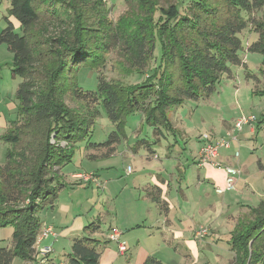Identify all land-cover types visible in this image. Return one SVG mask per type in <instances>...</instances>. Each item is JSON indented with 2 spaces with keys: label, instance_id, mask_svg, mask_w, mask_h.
<instances>
[{
  "label": "trees",
  "instance_id": "obj_1",
  "mask_svg": "<svg viewBox=\"0 0 264 264\" xmlns=\"http://www.w3.org/2000/svg\"><path fill=\"white\" fill-rule=\"evenodd\" d=\"M138 1L139 14L133 23L126 16L115 26L109 19L100 18L101 27H97L89 24L88 17L82 15L85 19H80L76 15L77 23L70 31L67 11L76 14L70 1L10 0L0 44H7L12 52L13 76L22 80L16 93L18 117L4 135L13 146L0 165V178L4 180L0 188V225L14 226L13 245L0 248V264H12L15 256L27 261L36 257L37 237L42 230L37 216L40 202L48 198L54 201L58 189L65 186L57 176L48 177V170L53 164L72 162L77 146L89 137L90 127L103 113L115 130L105 142L87 140L85 150L104 149L103 157H110L127 137L128 115L140 111L159 138L165 129L173 130L170 109L185 100L209 98L220 80L231 75V64L245 66L244 52L261 53L264 64V18L249 20L244 15L250 18L263 10L264 0H226V9L217 0H191L187 6L183 0L167 7L159 5L158 0ZM12 19L19 23L22 33L17 32ZM47 21L53 24V30L42 28ZM83 22L89 24L88 28ZM247 28L258 35L257 40L248 43ZM88 30L93 33L88 34ZM114 39L125 45L132 66L140 72L152 58L158 60L157 66L147 79L129 85V89L98 74L96 88L82 91L79 68L88 65L92 69L100 64L108 42ZM70 93L84 102L86 112L67 104ZM254 94L264 95V88ZM262 124L264 115L258 118L256 131ZM24 138L28 139L26 147L13 150ZM62 140L68 147L57 144ZM143 143L150 148L147 141ZM94 154L90 153L89 159H98ZM258 166L264 170V157L258 159ZM23 194L29 201L17 206ZM154 199L160 202L159 197ZM249 213L251 217L244 219V215L233 233V264H264V200L250 207ZM87 229L94 234L101 226L98 221L91 222L85 232ZM101 251L96 238H74L70 264H100ZM146 264L163 263L150 259Z\"/></svg>",
  "mask_w": 264,
  "mask_h": 264
},
{
  "label": "rangeland",
  "instance_id": "obj_2",
  "mask_svg": "<svg viewBox=\"0 0 264 264\" xmlns=\"http://www.w3.org/2000/svg\"><path fill=\"white\" fill-rule=\"evenodd\" d=\"M70 1L71 7L75 10L76 14H72L71 9H68L67 14L70 15V22L68 27L71 29L75 26L76 18L78 15L80 19L84 18L82 15L88 17L89 24L93 26H100V18H107L113 25H117L119 19L122 16L129 18L132 23L134 18L139 14V1L138 0H68ZM183 0H158L159 5L167 7L171 3L182 2ZM191 0H184L185 5H189ZM220 3L221 8H228L226 0H217ZM10 0H0V32L7 25L5 21V16L9 13ZM158 14V12H157ZM249 20L251 19H263L264 9L259 12L252 13L249 18L247 14H244ZM85 19V18H84ZM16 26L17 32L22 33L19 23L12 19ZM89 24L83 22V26L88 28ZM53 24L50 21L45 22L42 28L46 30L51 29ZM64 27V26H63ZM62 27V30L64 29ZM247 28L245 34L247 35L248 43L252 40H257L258 35ZM57 31L55 27L54 32ZM91 30H88V34H92ZM250 35V36H249ZM249 36V37H248ZM109 46L106 52L103 54V58L100 64L94 65L95 67L89 68V66H81L77 72V77L80 85L82 86V91L90 88H96L97 86V75L101 74L109 81L119 82L122 88L129 89V85L141 83L152 73L153 69L157 66L158 60L152 58L147 67L140 72L131 64V58L126 50L124 44L119 43L117 40L108 42ZM249 47V44H248ZM160 51V48L156 50ZM156 52V54H157ZM2 59L0 61V81L1 86H3L6 93V97L12 100L17 99V85L18 82L22 80L20 77H14L12 73L13 69V55L12 52L8 50L7 44H2ZM242 59L245 62V66L230 65L231 75L224 76L217 85V90L209 97L202 96L197 100H185V102L178 106L170 109V117L175 121V123L183 124L182 130L180 129L176 135V141L174 136H161L162 142L167 144H174L176 147L178 157L181 162L185 164L182 167L183 170L187 172V178L189 185H195L198 175V168L194 165L193 160L197 154L198 145L200 140L203 139L205 135L210 137H217L221 139L227 138L230 140V146L228 148L222 147L220 150L221 157L219 161L226 164L223 159L227 160V157L233 158L232 163L236 165L244 164L247 160L253 161L256 165L259 158L264 157V124L261 125V130L255 133L250 132V125L244 126L242 130L234 129L235 122L241 118L243 115L255 114L258 118H262L264 115V95L254 94V91H259L264 88V64L263 55L259 52H244ZM91 67V66H90ZM67 104L75 110L86 112L84 102L75 99L72 94L66 97ZM17 119V118H16ZM173 121V120H172ZM258 124H254L253 128ZM178 129V128H177ZM256 129V128H255ZM115 130V126L110 122L105 113L102 114L100 118L97 119L96 124L90 127L89 137L84 141L79 143L76 150V156L73 158L72 162H68L67 165H51L48 170V177L57 176L60 181L65 183L64 187L58 189L60 191L65 190L62 193V198H59V194L54 201L42 200L37 211V216L40 221L51 222L58 226V231L62 229V224L69 223L77 215L83 216L86 220V225L91 222H100L102 229L106 231L107 226H104V217L100 215L99 206L101 202L89 201L88 198L94 195V191H98L101 195L104 192V184L99 180L97 182L86 180L85 178H74L75 175L80 173L89 174L90 170L97 169V162L95 160L89 159L90 153H95L94 155L98 158H102L105 153L104 149H91L85 150L87 140L91 142H105L112 131ZM126 134L125 139L131 140L135 147L141 148V153L138 155L128 156V158L121 159L120 155L114 154V156L109 157L113 163V166L109 167L108 170H103V182L104 178L107 176L115 177L116 174L123 172L127 166L134 168V174L142 170V161L145 154L146 145L143 143L144 139L151 141L156 138L154 133V126H150L144 119V115L139 111L128 115L126 118ZM166 130V129H165ZM137 131V132H136ZM232 131V137L228 135V132ZM138 135H136V133ZM168 132V130H166ZM182 133V134H181ZM174 137V138H173ZM252 140L254 148L251 149L246 142V139ZM135 139L139 141L136 142ZM28 139L24 138L19 145L13 147V150L18 151L20 147H26V141ZM166 141V142H165ZM51 142L56 144L55 138L51 139ZM153 143V141H151ZM5 146L9 149L12 148L11 142H6ZM60 147H68L65 140L57 143ZM121 144V143H120ZM119 144V145H120ZM154 144V143H153ZM118 145V146H119ZM132 145V144H131ZM160 147V145H157ZM169 146V145H167ZM165 147V146H164ZM28 150H31L28 147ZM159 150V148H158ZM240 153V156L238 154ZM143 154V155H142ZM26 155H29V153ZM92 155V154H91ZM232 156V157H231ZM128 159V160H127ZM5 162V161H4ZM3 162V164H4ZM2 164V165H3ZM160 164L158 160L154 161L152 165ZM212 165V163H207ZM206 164V165H207ZM205 165V166H206ZM56 170V171H55ZM130 171V167L128 169ZM58 171V173H57ZM102 171V170H101ZM202 172V170L200 171ZM74 173V174H73ZM132 173V174H133ZM73 174V177H72ZM251 179L250 185L245 184L243 187L244 193L236 200L233 211H224L217 217L218 222L216 225L210 228L209 225L202 226L207 227L209 234L205 237H196L195 243L196 248L190 255H183L180 258L175 259L173 264H232L235 258V251L233 250V233L236 228L237 222L242 219H249L250 207L257 206L261 200H264V170L259 167L252 174L248 173ZM245 178V177H244ZM246 179V180H247ZM4 180L0 178V188L4 184ZM72 181V182H71ZM56 185V182H52ZM113 188L115 185H112ZM237 186V185H236ZM223 187V186H222ZM238 189V187H236ZM235 188V189H236ZM95 189V190H94ZM213 193L214 190L212 189ZM73 193V194H71ZM214 195V194H213ZM219 197H224V194H220ZM28 199L25 194L20 195V200L15 204L17 206H25L28 203ZM251 205H247V204ZM55 204V207L53 205ZM106 206H114L115 202L113 197H106L104 200ZM257 204V205H255ZM67 206L69 207L67 209ZM120 208V206H117ZM64 217L57 218L54 214L60 213ZM228 214H234V216H228ZM64 221V222H63ZM112 221V220H110ZM63 222V223H62ZM44 226L41 230L44 231ZM201 225L198 229H200ZM54 228V227H53ZM57 230V229H56ZM56 231L57 233H59ZM13 233L14 226L0 225V248L1 247H12L13 245ZM40 235H38L39 237ZM42 236V235H41ZM53 238L49 243L43 242L37 244V254L32 261H27L20 256H15L12 264H70L69 254L72 252V238L87 236L92 238L103 239L104 236L93 235L89 232V229L84 233H78L74 235H68L66 237L60 235L55 236L50 234ZM204 236V235H203ZM46 238V237H45ZM44 238V240H45ZM109 239V238H108ZM110 240V239H109ZM191 244V243H190ZM187 245V244H186ZM43 246H51L52 251L46 260L40 253V249Z\"/></svg>",
  "mask_w": 264,
  "mask_h": 264
},
{
  "label": "crops",
  "instance_id": "obj_3",
  "mask_svg": "<svg viewBox=\"0 0 264 264\" xmlns=\"http://www.w3.org/2000/svg\"><path fill=\"white\" fill-rule=\"evenodd\" d=\"M1 53L2 44H0V61L2 59ZM1 82L3 81H0V84ZM7 92L0 85V165L5 161L9 150V147L5 146L7 141L4 139V135L11 129L12 122L18 117L19 108L18 99H9L8 96H5ZM172 120L173 130H168V132L165 130L164 135L161 136H174L175 139L173 140L177 143L176 135L180 132V129L182 130L183 124L175 123L176 120L173 118ZM255 128L251 126L250 132L255 133ZM161 136L159 138L156 136L155 139L151 140L154 144L144 139L151 145L150 148L146 146L142 158V170L135 174L133 173L134 168L129 165L126 169H123V172L116 174L115 177H113L114 175L109 178L106 176L103 182V170H108L109 167L113 166L109 157L96 159L95 161H98L97 169L90 170L104 184L102 195L98 191H94V195L88 198L89 201L94 203H102L99 206V211L100 215L104 217L103 225L107 226L106 231H104L99 222L101 230L93 234L104 236L103 239L96 238L100 241L102 248L100 264H146L150 259H157L163 264H173L175 259L183 255H190L196 248L195 240L197 238L195 232L199 226L202 227L203 224L204 226L209 225L211 228L217 224H215V222H218L217 217L222 212L224 214V211H233L236 200L244 193L242 190L244 185L251 184V181L247 179V177L251 179L248 173L253 174L259 167L258 160L256 165L251 160H247L244 164L236 162V165H234L232 163L233 158L227 157V160L221 158L226 164L240 167L242 173L237 182L236 187L238 189L227 190L223 193L224 197H219L220 194L217 193L216 189L225 186V170L222 167L217 168L213 164H207L203 167L198 165L201 147L205 143L204 137L200 140L197 154L193 160L194 165L198 168L196 184L193 186L189 185L187 172L182 169L185 164L181 162L177 155V152H180L176 150L177 146L173 147L174 144L169 142L164 145ZM210 138L212 141L220 139V137ZM135 141L138 142L139 140L135 139ZM251 141L246 139L244 142L253 149L254 146ZM158 144L160 147L157 146ZM135 146L136 144L131 140L124 139L114 154H119L121 159L138 155L141 153V148ZM114 154L111 156H114ZM238 154L240 156L239 152ZM156 160L160 164L152 165ZM129 167L130 171L128 170ZM201 170L202 172H200ZM112 185H115V187L113 188ZM64 191L58 193V199L63 197L62 193ZM105 196L113 197L115 204L112 208L104 204ZM154 197H159L160 202L155 201ZM247 205L251 204L248 203ZM117 206H120V208ZM53 207H55V204ZM53 214L57 218L56 220L60 216L64 217L61 212ZM232 215L234 216V214H228L229 217ZM73 218L70 224L63 221L64 224H62V229L59 231L58 226L51 222H43L42 228L49 225L53 226L54 231L59 232H56L57 235L64 237L84 233L85 218L79 215ZM112 226L119 227L124 231L123 239L128 244V250L123 254L119 252L118 244L108 239V232ZM209 232L206 234L207 236ZM51 238L53 237L49 235L43 242L49 243Z\"/></svg>",
  "mask_w": 264,
  "mask_h": 264
},
{
  "label": "built area",
  "instance_id": "obj_4",
  "mask_svg": "<svg viewBox=\"0 0 264 264\" xmlns=\"http://www.w3.org/2000/svg\"><path fill=\"white\" fill-rule=\"evenodd\" d=\"M258 121V116L255 114H250V115H243L241 118H239L235 122L234 129L236 130H242L244 126L250 125L254 126L255 123ZM228 135L230 138L232 137V131L228 132ZM204 141L205 143L201 147V152H200V159L198 162V165L200 167H203L207 163H212L215 167L217 168H223L225 170V186L224 187H218L216 189L217 193L223 194L227 190H232L236 188L238 179L242 173V169L240 167L234 166L233 164H223L219 161L220 157V150L222 147H229L230 146V140H227V138H221L218 139L217 141H212L209 135L204 136ZM89 174H84V173H79L78 175H75L76 178H85L86 180L89 181H94L97 182L98 177L94 172H88ZM43 233H40L39 237H37V244L42 243L45 237L49 236L50 234H53L55 236H58L57 233L54 231L53 226H46L44 228ZM208 233V228L207 227H200L195 232L196 237H203V235H206ZM123 234L124 231L120 229L119 227L112 226L109 229L108 232V238L111 241H114L118 244L119 252L121 254L125 253L128 250V244L127 242L123 239ZM42 235V236H41ZM52 251L51 246H43L40 249V253L45 256L44 260L47 259V254L49 255L50 252Z\"/></svg>",
  "mask_w": 264,
  "mask_h": 264
}]
</instances>
